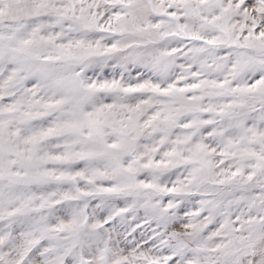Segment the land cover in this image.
I'll return each mask as SVG.
<instances>
[{
  "label": "snow or ice",
  "instance_id": "snow-or-ice-1",
  "mask_svg": "<svg viewBox=\"0 0 264 264\" xmlns=\"http://www.w3.org/2000/svg\"><path fill=\"white\" fill-rule=\"evenodd\" d=\"M0 264H264V0H0Z\"/></svg>",
  "mask_w": 264,
  "mask_h": 264
}]
</instances>
